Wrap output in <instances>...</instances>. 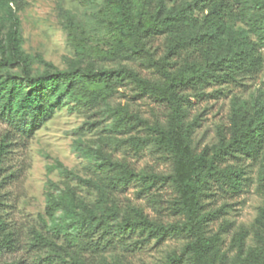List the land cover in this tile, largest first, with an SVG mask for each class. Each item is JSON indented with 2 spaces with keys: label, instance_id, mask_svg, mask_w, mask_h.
Returning a JSON list of instances; mask_svg holds the SVG:
<instances>
[{
  "label": "trees",
  "instance_id": "1",
  "mask_svg": "<svg viewBox=\"0 0 264 264\" xmlns=\"http://www.w3.org/2000/svg\"><path fill=\"white\" fill-rule=\"evenodd\" d=\"M24 0H0V10L5 9L9 22L6 33L0 35V119L19 136H27L54 114L68 107L69 110H88L100 101L113 118L112 127L123 132L142 124L160 148L167 151L173 162L172 172L165 176L140 177L109 157L99 155L101 175L96 180H83L98 193L95 204L75 200L65 191L62 196L48 199L46 215L53 218L60 210L64 223L53 227V232L73 233L98 237L127 236L136 229L147 232V237L157 241L169 232L185 235L187 242L179 255L170 256L166 264H180L187 257L190 264H215L224 257L219 233L208 234L209 222L218 217L219 210H205L204 199L211 195L213 186L238 193L243 188V168L238 162L243 157L256 159L264 147V99L255 100L251 108L234 103L226 130L217 132V141L197 152L191 146L192 129L185 122L187 110L185 89L200 86L208 80L235 81L241 74L251 75L258 69L264 46V1L244 4L239 0H191L166 7L164 0H102L99 19L106 30L104 49L85 46L73 23L66 24L67 40L78 51L85 50L92 59L85 66L72 65L65 70L56 68L40 56L31 57L21 49L20 20L18 11ZM239 3V4H238ZM203 11L193 16V11ZM235 21L244 29H234ZM164 37L166 52L154 60L148 44L154 37ZM182 52L190 55L176 72L168 68L169 57ZM138 59L154 68L160 80L141 78L126 68L106 69L97 66L104 61ZM42 66L35 72L33 66ZM131 79L142 93L166 104L169 111L166 123L149 125L146 120L129 112L126 107L106 104L117 81ZM137 149L144 140L131 137ZM0 146V157L4 154ZM1 163V160H0ZM2 169L0 167V177ZM142 178L155 183L167 180L177 193L175 211L183 221L164 226L148 220L138 211L121 217L117 206L110 201V191L124 187ZM3 178H0V188ZM64 196L67 199L63 198ZM1 199V194H0ZM1 204V200H0ZM264 219V211L261 212ZM45 224L44 221H42ZM261 223L260 219L256 220ZM229 223L225 222L228 227ZM73 233L65 234L58 245L48 236L35 233L39 247L57 258L67 255ZM245 232L236 233L232 242L242 250ZM262 240L261 236H258ZM15 234L8 229L0 216V252L12 249ZM71 262L74 259L71 257ZM257 264H264L258 262Z\"/></svg>",
  "mask_w": 264,
  "mask_h": 264
},
{
  "label": "rangeland",
  "instance_id": "2",
  "mask_svg": "<svg viewBox=\"0 0 264 264\" xmlns=\"http://www.w3.org/2000/svg\"><path fill=\"white\" fill-rule=\"evenodd\" d=\"M183 1L164 0L166 7ZM244 4H255L264 0H239ZM102 0H24L18 11L20 20L21 49L31 57L40 56L56 68L85 66L90 59L85 50L78 51L67 40L66 24L73 23L85 46L105 48L106 30L99 19ZM239 4V3H238ZM203 11L194 10L193 16ZM9 26L5 9L0 10V35ZM244 29L235 21L234 29ZM149 54L154 60L166 52L164 37H154L148 44ZM261 62L251 75L241 74L235 81L216 82L208 80L200 86L185 89L187 110L185 122L191 126V146L201 151L217 141V132L226 130L231 109L251 108L255 100L264 99V46L258 48ZM190 55L182 52L170 56L168 68L172 72L182 65ZM97 66L106 69L126 68L138 73L141 78L160 80L157 71L148 64L132 59L128 61H104ZM42 66L35 64L33 70L41 72ZM106 104L123 106L129 112L146 120L149 125L166 123L169 111L166 104L142 93L128 78L117 81ZM113 118L100 101L88 110H69L64 107L54 116L34 129L27 136L11 131L0 119V146L4 154L0 157L3 178L0 188V216L14 232L12 249L0 252V264H166L173 254L179 255L187 242L185 235L169 232L162 241L147 237V232L136 229L127 236L85 237L69 230L62 234L53 232V227L64 223L62 211L56 210L53 218L46 215L48 199L59 197L68 191L78 202L89 205L98 199L97 191L83 180H96L102 173L99 155L109 157L140 177L158 175L165 177L172 172L170 154L159 147L150 132L142 125L116 132ZM131 137L144 140L139 149L130 142ZM238 162L243 168V188L238 193L213 186L211 195L204 199L205 210H219L217 218L208 224V234L219 233L222 238L221 251L224 257L215 264L264 263V147L256 159L243 157ZM0 177V178H1ZM177 193L167 180L151 181L138 178L124 187L110 191V201L117 206L120 217L142 213L152 222L171 226L183 221L175 211ZM63 198L67 199L66 196ZM261 223L257 224L256 220ZM45 222V224L42 223ZM228 222V227L225 226ZM51 238L58 245L65 234L73 233L67 255L57 258L39 247L35 233ZM245 232L243 248L239 250L232 239L236 233ZM261 236L262 240L258 238ZM71 257L74 259L71 262ZM190 264L187 257L182 263Z\"/></svg>",
  "mask_w": 264,
  "mask_h": 264
}]
</instances>
